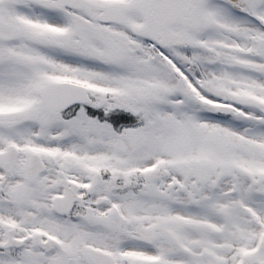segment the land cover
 Here are the masks:
<instances>
[{
	"label": "snow or ice",
	"instance_id": "obj_1",
	"mask_svg": "<svg viewBox=\"0 0 264 264\" xmlns=\"http://www.w3.org/2000/svg\"><path fill=\"white\" fill-rule=\"evenodd\" d=\"M0 264H264V0H0Z\"/></svg>",
	"mask_w": 264,
	"mask_h": 264
}]
</instances>
